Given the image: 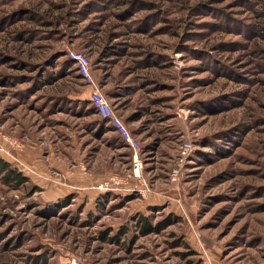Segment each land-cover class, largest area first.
Masks as SVG:
<instances>
[{"label":"rangeland","instance_id":"374dc122","mask_svg":"<svg viewBox=\"0 0 264 264\" xmlns=\"http://www.w3.org/2000/svg\"><path fill=\"white\" fill-rule=\"evenodd\" d=\"M71 51L90 78L47 73ZM96 87L142 181L78 104ZM0 160L30 178L0 173V264H264V0H0ZM140 213L170 224L141 235Z\"/></svg>","mask_w":264,"mask_h":264},{"label":"built area","instance_id":"2783aa9c","mask_svg":"<svg viewBox=\"0 0 264 264\" xmlns=\"http://www.w3.org/2000/svg\"><path fill=\"white\" fill-rule=\"evenodd\" d=\"M71 56L78 63V71L83 78H90V60L83 52L71 51ZM90 100L97 110V114L103 118H107L110 124L119 132L123 141L132 149L131 172L129 175L142 181L144 162L140 155L142 149L140 140L130 131L123 119L116 113L110 99L103 94L98 87L93 88L90 93ZM193 144L190 141L181 143L178 153L174 158L175 166L169 172V177L173 181H177L180 177V166L187 160ZM144 182V181H143ZM103 187V184L100 185ZM144 190V189H142Z\"/></svg>","mask_w":264,"mask_h":264},{"label":"trees","instance_id":"16d2710c","mask_svg":"<svg viewBox=\"0 0 264 264\" xmlns=\"http://www.w3.org/2000/svg\"><path fill=\"white\" fill-rule=\"evenodd\" d=\"M63 55V53L59 54ZM61 70L66 71H72L74 75H79L80 72L78 71L76 60L71 57H66L64 59H60L59 65L55 70H49L47 73L53 74L56 76ZM61 73V72H60ZM108 92L112 95H116L114 91L108 90ZM107 96V95H106ZM78 104H80V108H86L87 111L91 114H93L95 117L93 119L96 124L103 126H107L108 128L115 129L109 122L107 118H101L97 114V110L93 103L91 101H80ZM129 120V119H128ZM113 139V137H110V139ZM116 139H120L118 136L114 137ZM124 142V141H122ZM0 173H2L1 177L6 182L16 183L17 185H26L28 186L30 183V178L27 176L24 171L20 170L16 165H13L10 161L7 160H0ZM31 190L36 191L38 190V186L31 185ZM70 198H67L65 201L69 203ZM67 205V203H66ZM52 207V206H51ZM134 228H136L137 232L141 235H148L151 233H157L160 232L162 229L166 228L170 224V217H166L163 220L153 222L151 215H144V214H137L134 218ZM122 227L116 231V233L112 236H109V231H101L100 239L101 240H114L117 242H120V238L124 237L125 235H128V230H121ZM111 230V229H110ZM115 232V231H114Z\"/></svg>","mask_w":264,"mask_h":264},{"label":"crops","instance_id":"0c3cea01","mask_svg":"<svg viewBox=\"0 0 264 264\" xmlns=\"http://www.w3.org/2000/svg\"><path fill=\"white\" fill-rule=\"evenodd\" d=\"M91 91L92 90H90V92H89V99H90V93H91ZM105 95H107V97H109L110 99L111 98H116V95H112V94H110L109 92H108V90H106V94ZM91 101V100H90ZM115 104V103H114ZM119 112V108H116V113L118 114V115H120V117L123 119V121L126 123V125L128 124V123H130L131 121L130 120H128V117L127 116H125V114H123V113H118ZM101 117V116H100ZM101 118H103V117H101ZM128 126V125H127ZM129 128V127H128ZM130 129V128H129ZM130 131L137 137V135L139 134L135 129H130ZM113 132H114V134H115V136H118L120 139L119 140H121V141H123V139H122V136H121V134L119 133V132H117L116 131V129H113ZM125 143V142H124ZM131 161H132V155H131V160H130V163H131ZM124 177L125 176H120L118 173H112L107 179H105L103 182H101L100 184H98V185H101V184H103V187H107L109 184L110 185H114L113 184V181L114 182H123L125 179H124ZM97 185V186H98ZM100 188H102V187H100Z\"/></svg>","mask_w":264,"mask_h":264}]
</instances>
